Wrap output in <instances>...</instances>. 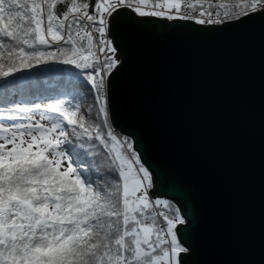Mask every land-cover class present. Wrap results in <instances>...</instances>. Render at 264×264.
<instances>
[{
	"label": "snow or ice",
	"instance_id": "obj_1",
	"mask_svg": "<svg viewBox=\"0 0 264 264\" xmlns=\"http://www.w3.org/2000/svg\"><path fill=\"white\" fill-rule=\"evenodd\" d=\"M257 12L264 0H0V81L71 65L93 98L92 123L62 98L0 108L9 122L0 123V264H181L187 249L175 229L185 217L150 198L149 168L107 127L108 77L119 63L107 35L144 22L134 14L223 25ZM84 137L114 150L103 175L84 167L73 143Z\"/></svg>",
	"mask_w": 264,
	"mask_h": 264
},
{
	"label": "water",
	"instance_id": "obj_2",
	"mask_svg": "<svg viewBox=\"0 0 264 264\" xmlns=\"http://www.w3.org/2000/svg\"><path fill=\"white\" fill-rule=\"evenodd\" d=\"M133 19L108 32L109 116L152 173L150 196L180 206L181 264H264V12Z\"/></svg>",
	"mask_w": 264,
	"mask_h": 264
},
{
	"label": "trees",
	"instance_id": "obj_3",
	"mask_svg": "<svg viewBox=\"0 0 264 264\" xmlns=\"http://www.w3.org/2000/svg\"><path fill=\"white\" fill-rule=\"evenodd\" d=\"M212 2L218 3L222 2V0H212ZM63 10V6H58V14ZM89 11H93L91 5ZM81 71L83 70L76 69L71 65L52 64L38 66L33 70L17 73L15 77L8 78L7 81H0V108L5 109L7 115V109L15 103L44 102L50 98H62L71 101L73 104L80 103V114L84 116L88 123H92V115L87 113V108L93 103V98L88 91V85L85 83L86 77H79ZM107 108L109 113L108 105ZM15 114L20 115L22 113L15 112ZM4 122L8 123L6 119L0 117V123ZM111 125L109 116L107 127L111 128ZM127 138L128 141L132 142L130 137ZM73 143L77 151L87 154L88 164L84 165L86 169L90 165L93 170L100 169V175L106 172L110 157L115 154L114 150L110 152L98 140L89 141L87 137L73 138ZM81 143L85 145L83 149L79 148ZM109 144L111 147L110 138ZM169 201L174 207L180 209L176 202L173 200Z\"/></svg>",
	"mask_w": 264,
	"mask_h": 264
},
{
	"label": "rangeland",
	"instance_id": "obj_4",
	"mask_svg": "<svg viewBox=\"0 0 264 264\" xmlns=\"http://www.w3.org/2000/svg\"><path fill=\"white\" fill-rule=\"evenodd\" d=\"M107 38L109 39V37H108V35H107ZM111 40V39H110ZM116 58V57H115ZM116 60H117V58H116ZM118 61V60H117ZM34 113H36V110L35 111H33ZM20 115H25V114H20ZM37 118H38V115H37ZM9 123V122H8ZM8 123H6V122H4V124L5 125H7ZM111 129H112V131H113V133L116 135V137H117V139H119V140H121V141H123V140H128V138L125 136V135H122L120 132H118V130H116L112 125H111ZM150 198H152V197H150ZM158 198H161V199H164V198H162V197H158ZM152 199H155V198H152ZM183 246V245H182ZM184 247V246H183Z\"/></svg>",
	"mask_w": 264,
	"mask_h": 264
},
{
	"label": "built area",
	"instance_id": "obj_5",
	"mask_svg": "<svg viewBox=\"0 0 264 264\" xmlns=\"http://www.w3.org/2000/svg\"><path fill=\"white\" fill-rule=\"evenodd\" d=\"M115 55V54H114ZM115 57H117L116 55H115Z\"/></svg>",
	"mask_w": 264,
	"mask_h": 264
}]
</instances>
